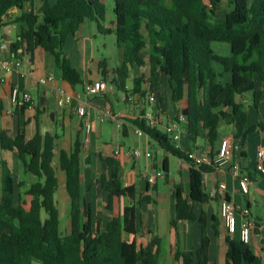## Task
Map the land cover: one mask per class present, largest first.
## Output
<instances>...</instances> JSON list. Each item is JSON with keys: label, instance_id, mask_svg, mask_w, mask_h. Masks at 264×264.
I'll return each instance as SVG.
<instances>
[{"label": "trees", "instance_id": "16d2710c", "mask_svg": "<svg viewBox=\"0 0 264 264\" xmlns=\"http://www.w3.org/2000/svg\"><path fill=\"white\" fill-rule=\"evenodd\" d=\"M37 14L34 10L22 12L26 2L34 0H0V27L10 22L9 10L21 11L11 22L20 25L19 39L12 51L33 57L42 48L54 57L61 77L72 87L83 84L80 73L72 66L70 56L64 53L68 37L76 36L86 20L95 21L104 34H114L122 53L120 65L112 72L111 83L127 93L130 67L149 66V76L134 79V90L145 98L155 95L166 76L172 100L182 103L181 116L185 118L192 144L204 137L213 145L219 135L220 123L234 126L233 140L241 147L248 136L264 127L260 122L250 125L249 110H259L264 102V0H232L233 8L223 19H218L224 0H113L115 20L106 21L105 0H41ZM226 43L230 55L217 54L212 45ZM148 50L147 61L143 53ZM221 68L218 72L216 68ZM102 75L109 79L108 64L101 62ZM229 74L227 82L222 78ZM148 82V90L142 83ZM247 100L251 103L248 105ZM27 107L22 108V110ZM4 106L0 101V115ZM37 133L26 140L25 129L11 137L0 132L2 150L16 152L28 172L36 177L26 195L30 200L17 201L18 182L10 165L3 161L0 197V264H161L160 239L157 236L146 244L137 243L136 207L124 209L102 228L101 216L94 217L91 203L83 197L82 154L83 143L77 135L72 150H62L60 169L66 175V190L70 198V232H60V214L56 194L59 188L57 168L54 165L57 135L42 134L39 118ZM174 157L189 161L188 153L178 148L173 140L146 119L129 121ZM241 153H238V159ZM246 157L245 152L242 153ZM104 161L112 168L110 179L101 176L97 181L108 194L107 209H112L115 197L137 195L134 186H124L119 162L114 158ZM213 165L191 164L189 192L183 182L175 186L176 221L199 222L202 229L201 245L196 252H175L181 264H218L210 260L211 237L207 230L206 212L197 215V205L211 197L204 189V175L213 172ZM163 171L169 174V164ZM229 200V198H227ZM144 195L137 203L151 202ZM215 235L219 236L217 218L213 217ZM176 222L173 224L175 225ZM225 264H263L249 244L238 236H226Z\"/></svg>", "mask_w": 264, "mask_h": 264}, {"label": "crops", "instance_id": "0c3cea01", "mask_svg": "<svg viewBox=\"0 0 264 264\" xmlns=\"http://www.w3.org/2000/svg\"><path fill=\"white\" fill-rule=\"evenodd\" d=\"M58 0H50L55 4ZM223 5V3H222ZM42 6L41 0H34L33 3L26 2L23 5L22 12L34 10L37 14ZM8 19L10 22L0 27V78H5L4 83H0V101L4 106V112L0 115V132L7 131L11 137L17 136L20 129H25L26 140H31L37 133V119L40 122L42 134L47 132L57 135L54 165L57 168L59 188L56 194L59 214H61L60 194L64 198V214L70 223V198L66 190V175L60 169L59 155L62 150L70 152L77 135H80L83 143L82 154V190L84 199L91 203L94 217L101 216L102 228L104 229L113 217L123 215L124 209L131 205L136 207V229L137 243L139 246L146 245L154 236L160 239V261L161 264H181L175 259L177 249L181 251L196 252L201 245L202 229L199 222L176 221V198L174 189L177 184L183 182L186 193L189 192V174L191 163L178 158V167L172 172V158L170 153L166 152L148 135H140L137 128L129 121L138 117H145L153 111L158 120L155 127L162 130L173 143L185 153L196 150H208L216 152L223 138H233L234 126L226 121L220 123L219 135L213 145L209 144L207 139L200 137L195 144H192L188 136L186 123L181 120L182 103H175L172 100L171 90L166 76L161 77V86L156 94V103L149 101L151 93L142 98L134 90V79L149 76V66L130 67L129 79L127 81V93L124 98H120L116 91H120L117 86L111 83L113 74L109 79L104 80L102 69L99 63L93 60H86L84 63L78 47L74 46L71 56L72 66L80 73L83 84L72 87L68 82L57 75L54 70V57L43 50L37 48L33 57L23 53V49H18L17 53L12 51V45L19 39L20 25L11 20L20 16L21 11L13 7L9 10ZM86 20L80 27L78 33L86 32ZM92 23V21H91ZM92 31V26H88ZM73 42L80 41V34L72 36ZM229 47V45H228ZM2 59H15L21 62V67L10 73H5L1 66ZM147 61V57L144 58ZM56 64V63H55ZM109 72L115 70L110 69ZM218 72L221 68L217 67ZM53 76L46 84H40L41 79H47ZM230 78L226 74L221 80L227 82ZM104 81L107 84V91L104 93L90 95L85 93V85L88 82ZM18 86L28 90L33 97L32 107L12 109L11 88ZM148 90V82L142 83V90ZM116 90V91H115ZM122 92V91H121ZM72 96V101L65 107L58 106V98L61 94ZM124 93V92H123ZM249 105L251 102L247 100ZM121 102L126 104L121 107ZM116 103V104H115ZM83 104L87 109V116L80 117L77 114V107ZM110 110L117 118L123 122V127L118 128L116 123L108 120L104 123L99 121V116L105 111ZM250 125L264 123V102L259 110H249ZM91 123L89 134L85 132V122ZM111 127L115 130V135L109 139ZM162 129V130H161ZM174 135H179L175 140ZM199 139L204 141L202 145ZM88 140V141H87ZM110 140V141H109ZM111 142V143H109ZM113 143V144H112ZM260 149H264V127L251 133L246 143L240 149L238 163L242 173L248 174L252 180L250 193L244 195L241 192L238 181L230 172V167L225 169L214 168L213 172L204 175V189L210 195L211 199L204 204L197 205L195 212L200 215L202 209L206 212L207 230L211 237L210 260L217 261L218 264H225V255L227 251L225 238L228 233L224 227L220 215L222 198L217 195L218 184L220 180H225L227 184L226 197L233 202L238 209V232L234 236L239 237V230L244 216L256 221L257 227L252 233L251 247L256 254L261 256L264 264V219L253 214V206L259 203V197H264V171L256 170V155ZM132 150H139L141 155L137 159L130 158L125 153ZM119 151V154L116 152ZM245 152L246 157L242 155ZM105 158H114L119 162V172L124 186H134L137 195L134 199L130 197H115L113 199L112 209H107L108 194L102 189L97 181L101 176H107L110 179L112 168L104 161ZM143 159L144 171L138 169L137 165L132 166L136 161ZM6 161L15 172L18 182L23 185L16 189V199L20 201L30 198L26 195L30 185L36 182V177L26 170L20 161L16 152L4 151L0 145V197L2 180V163ZM165 163L169 164V174L163 171ZM132 166V167H131ZM139 166V164H138ZM162 171L164 177H156L155 182L149 180L155 176L156 172ZM159 180L164 181V189L160 190ZM144 195L149 196L152 201L138 204L137 201ZM62 200V199H61ZM257 205V204H256ZM68 208V209H67ZM213 217L217 218L219 236L215 235L212 226ZM174 222L175 225L173 224ZM70 225V224H69ZM71 226L69 228L70 232ZM68 232V233H69ZM67 233V234H68ZM222 250V254L219 253Z\"/></svg>", "mask_w": 264, "mask_h": 264}, {"label": "built area", "instance_id": "2783aa9c", "mask_svg": "<svg viewBox=\"0 0 264 264\" xmlns=\"http://www.w3.org/2000/svg\"><path fill=\"white\" fill-rule=\"evenodd\" d=\"M1 66L5 73H10L15 69L21 67V62L15 59H2ZM53 76L47 79H41L40 84H46L49 80H53ZM5 78H0V83H4ZM85 93L90 95H96L104 93L107 91V84L104 81L88 82L85 85ZM11 105L12 109L9 113L13 112L16 108L32 107L33 97L31 93L22 89L18 86H13L11 88ZM72 101V96L68 94H61L58 98V106L65 108ZM149 101L153 104L156 103V97L151 95ZM77 114L85 118L87 116L86 106L79 104L77 107ZM151 127H156L158 125L157 117L154 112H149L145 117ZM111 120L116 123L118 128L123 127V122L117 118L110 110L105 111L99 116V121L104 123ZM181 120L185 122V118L181 116ZM91 131V123L87 120L85 122V132L89 134ZM137 132L140 135L145 134L142 130L137 128ZM174 139H179V135H174ZM88 141V140H87ZM240 152V145L234 142L233 138H223L220 142V146L216 152H211L208 150H196L188 153L189 161L192 165H213L218 169H225L227 166L230 167V172L233 177L238 181L241 192L244 195L250 193V186L252 185V180L248 174L242 173L240 168V163H238V153ZM119 154V151L116 152ZM127 156L133 159L140 157L141 152L139 150H132L125 153ZM256 170L264 171V149H260L256 155ZM156 177H164L162 171L156 172L155 176L150 178V182L154 183ZM227 184L225 180H220L217 189V195L222 198L220 215L224 223V227L229 236H234L238 232V209L237 206L227 199L226 195ZM257 223L254 219L244 216L240 230L239 238L246 244L251 246L252 244V233L255 232Z\"/></svg>", "mask_w": 264, "mask_h": 264}, {"label": "rangeland", "instance_id": "374dc122", "mask_svg": "<svg viewBox=\"0 0 264 264\" xmlns=\"http://www.w3.org/2000/svg\"><path fill=\"white\" fill-rule=\"evenodd\" d=\"M105 5H106V21L103 25L109 27L111 26L112 21L115 20V14H114L115 4L113 0H105ZM232 8H233L232 0H224L221 10L218 14V19H223L226 13L231 11ZM87 22L88 23L86 25V32L82 31L81 33L80 31V33H77L76 35L78 36L80 34V41H76L75 43L73 42L74 39H72L73 38L72 36L68 37L65 47H64V53L67 55H70L74 51V46L76 44V46L78 47V51L81 54V57L83 58L84 63L88 59L99 63V65L101 64V62L104 61L108 64V67L110 69L112 68L116 69L120 65L121 60H122V53L117 46L116 36L114 34L101 33L95 21H92V23L91 21H87ZM88 26H92L93 28L92 31H90ZM212 47L214 51L219 55L227 56V55H230L231 53L230 47H228V44L226 43L215 42L212 45ZM147 53H148V50H146L143 53V56L147 57L148 55ZM70 60H72L71 56H70ZM53 67L57 75H61V71L56 66L55 63ZM116 93L120 98H124L125 96V93L121 91H116ZM120 105L121 107L126 106L124 102H121ZM116 129H117L116 127H111V134L109 135V139L112 138L116 134L115 133ZM117 130H120V129H117ZM162 132L164 131L162 130ZM199 141L202 145L205 144V142L204 141L202 142L201 139H199ZM171 158H172V172H173V170H175L178 167V158L177 157H171ZM134 165H137L138 169H140L141 171H144L143 159H141L138 162L135 161L132 164V166ZM164 186H165L164 181L159 180L160 190H163ZM59 196H60V207H61L59 228H60V232L65 235L69 232L70 223H69V220L67 219V216L63 212L64 198L62 197V194H60ZM17 201L19 202V199H17ZM25 201H28V200H25ZM258 201L259 203H256L257 205L255 204L253 206L254 208L253 214H255V216H258L264 219V197L262 196L259 197ZM69 219H70V216H69ZM219 253L222 254V250H219ZM33 264H42V263L39 260H34Z\"/></svg>", "mask_w": 264, "mask_h": 264}]
</instances>
